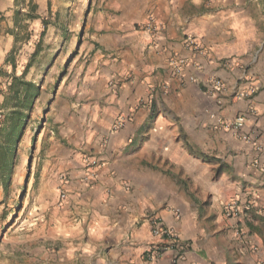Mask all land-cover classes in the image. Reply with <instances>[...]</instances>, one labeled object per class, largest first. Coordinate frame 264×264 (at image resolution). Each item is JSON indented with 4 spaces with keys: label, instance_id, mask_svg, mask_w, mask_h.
Returning a JSON list of instances; mask_svg holds the SVG:
<instances>
[{
    "label": "crops",
    "instance_id": "1",
    "mask_svg": "<svg viewBox=\"0 0 264 264\" xmlns=\"http://www.w3.org/2000/svg\"><path fill=\"white\" fill-rule=\"evenodd\" d=\"M89 12L43 157L47 184L67 178L61 261L264 264V0H91ZM238 117V132L223 127ZM155 220L177 243L152 234Z\"/></svg>",
    "mask_w": 264,
    "mask_h": 264
},
{
    "label": "rangeland",
    "instance_id": "2",
    "mask_svg": "<svg viewBox=\"0 0 264 264\" xmlns=\"http://www.w3.org/2000/svg\"><path fill=\"white\" fill-rule=\"evenodd\" d=\"M90 2L0 0V134L10 127L12 75L25 71L39 90L0 181V264H64L55 216L65 199L57 183L45 182L43 157L57 98L83 63Z\"/></svg>",
    "mask_w": 264,
    "mask_h": 264
},
{
    "label": "trees",
    "instance_id": "3",
    "mask_svg": "<svg viewBox=\"0 0 264 264\" xmlns=\"http://www.w3.org/2000/svg\"><path fill=\"white\" fill-rule=\"evenodd\" d=\"M30 67L28 64L26 69ZM0 68V73H1ZM25 71L19 77L12 75V82L9 86L11 98L13 99V111L9 115V128H4L0 138L6 140L5 144L0 145V181L6 176L9 158L14 149L17 137L19 136L24 123L28 118V109L31 107L34 98L38 95V86L33 82L24 81ZM6 125V124H5ZM4 132V135H3ZM1 133V132H0ZM11 139V142H7ZM14 139V140H12Z\"/></svg>",
    "mask_w": 264,
    "mask_h": 264
},
{
    "label": "built area",
    "instance_id": "4",
    "mask_svg": "<svg viewBox=\"0 0 264 264\" xmlns=\"http://www.w3.org/2000/svg\"><path fill=\"white\" fill-rule=\"evenodd\" d=\"M160 27L159 25L152 19L149 18L148 21L144 24V30L146 31V33L149 36H154L155 34L158 33ZM185 47L187 49H192L194 51L199 50V46L198 43L196 41V39L192 36V35H188L185 39ZM185 62L183 60H179V59H171L170 60V67L172 68V70H174L175 72H180L182 70V68L184 67ZM216 88L221 89V85L220 83L216 82L215 83ZM245 119L243 117H238L235 120L231 121V122H227L223 124V127L225 129H229V130H233L235 132H238L240 130V128L244 125ZM242 138L245 140L247 139L246 136H242ZM92 165V164H90ZM67 178L65 176L61 177V185H60V194H59V198L61 200H64L66 198V193H65V186L67 185ZM224 211H225V215L226 217H233V216H237L240 213V208L239 205L237 203L236 200L229 202L228 204L225 205L224 207ZM160 220H155L154 223V228L152 230V234L154 236H158L163 238L164 240H169L172 243H177V237L175 235V233L166 227H161L160 226Z\"/></svg>",
    "mask_w": 264,
    "mask_h": 264
}]
</instances>
